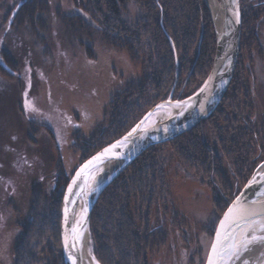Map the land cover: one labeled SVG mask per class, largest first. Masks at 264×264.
I'll return each instance as SVG.
<instances>
[{"label":"trees","instance_id":"1","mask_svg":"<svg viewBox=\"0 0 264 264\" xmlns=\"http://www.w3.org/2000/svg\"><path fill=\"white\" fill-rule=\"evenodd\" d=\"M70 1L79 12L70 15L58 9V22L67 39L82 46L88 57L94 58L93 47L99 42L114 50H127L138 62L145 58L141 84H132L111 100L106 112L110 126L97 130L89 140L79 131L74 133L72 148L80 151L83 163L121 138L153 105L170 95L173 100H184L195 93L213 67L217 43L205 0H133L142 14L134 24L123 18L131 0ZM48 3V0H19L11 8L12 24L36 26L38 20L43 21L41 16L49 15ZM240 5L238 66L217 110L187 133L144 150L96 200L89 231L93 255L100 264H148L149 251L166 243L167 233L161 228L170 211L161 218L153 209L160 200L166 209L172 203L164 170L167 157L159 148L171 144L187 175H195L219 191L213 204L214 219L205 227L211 237L223 212L264 159L262 127L258 128L253 118L250 69L244 64V54L253 60V51L261 50L258 29L264 22V0L257 3L241 0ZM0 54L8 68L11 63L17 64L11 53L0 51ZM32 124L29 123V132L39 133ZM41 127L52 134L48 127ZM55 170L57 196L34 191V195L39 194L41 206L34 204V200L29 221L19 224L21 234L14 247V264H64L61 202L75 172L68 175L61 158Z\"/></svg>","mask_w":264,"mask_h":264},{"label":"rangeland","instance_id":"2","mask_svg":"<svg viewBox=\"0 0 264 264\" xmlns=\"http://www.w3.org/2000/svg\"><path fill=\"white\" fill-rule=\"evenodd\" d=\"M257 1L263 0H255V3ZM18 2L0 0V51L11 53L17 62L8 68L4 58L0 57V264H14V247L21 234L19 224L29 221L34 200V204L41 206L39 194L34 195V191L57 196L55 169L60 158L68 175L76 172L81 164L80 151L72 148L74 133L79 131L89 140L97 130L107 129L110 124L106 112L111 100L132 84L140 85L145 72V58L138 62L127 50H114L97 42L93 47L95 56L90 58L76 41L67 39L56 12L58 9L70 15L79 12L70 0H48L49 15L41 16L43 21L38 20L36 26L12 24L9 15ZM205 2L211 11L216 33L214 13L208 0ZM219 4L222 6L221 0ZM123 14L130 24L142 16L133 0L128 2ZM258 31L261 50L253 51V60L244 54V64L248 71L250 69L255 107L253 118L258 128L262 127L264 139V22ZM174 100L171 95L164 99ZM164 101L153 105L155 112L166 104ZM29 123H34L32 125L39 133L29 132ZM39 124L48 127L53 137ZM159 149L167 157L164 170L170 187L168 198L172 203L166 209L160 200L161 203L153 208L161 218L168 210L170 212L165 215L161 228L167 233L166 243L149 251L148 264H205L213 241L205 227L214 219L213 204L219 191L202 183L197 176L187 175L171 144ZM263 162L264 159L256 168ZM88 234L90 245V231ZM90 251L94 256L91 245Z\"/></svg>","mask_w":264,"mask_h":264},{"label":"water","instance_id":"3","mask_svg":"<svg viewBox=\"0 0 264 264\" xmlns=\"http://www.w3.org/2000/svg\"><path fill=\"white\" fill-rule=\"evenodd\" d=\"M216 1L219 3V0ZM221 4L225 14V27L222 32H219L216 27V55L213 68L208 78L196 93L186 97L185 100L164 101L166 104H176L184 108L183 111L181 113L172 114L162 121L152 122L150 118L156 108L153 107V109L150 110L132 130L127 132L126 135L103 147L100 151L91 155L89 159L81 163L70 178L62 200L63 205L61 212V235L65 264H81L80 245H78L75 239L77 235L73 230L75 218L74 206L81 195H84L83 202L86 206V214L81 229L84 228L86 234H88L91 211L102 189L110 184L113 178L122 172L127 165L132 163L138 155L144 152V150L155 144L173 140L177 136L185 134L187 131L195 128L201 121L207 119L216 110L223 96L228 91L240 55L242 13L240 10V0H221ZM164 103L157 107H161ZM106 149L109 150L107 153L105 152ZM95 157H100V159H94ZM110 161H117L119 168L112 172V174L102 182L97 188V195L90 201L91 199L89 200L86 198L87 194H85V190L91 182V172L96 169V167H101V165ZM86 165L87 167H85ZM263 165L264 162L254 170V174L229 204V207L224 211L221 220L215 228L216 231L213 235V241L208 250L209 252L205 264H209V257L211 255L212 246L216 243L218 231H221V243L224 245L232 242L230 239L232 235L239 234L238 228H236L234 232L232 229H228V234H224V230L221 229V222L225 220V215L234 205L239 203L241 208H246L258 213V215H255L252 219L264 223V172L259 170ZM73 181H75V183H73ZM70 187L72 189L71 192H69ZM253 227H255V225H253ZM253 236L257 238L255 241H264V239H260L264 237V232H261L259 229L253 232L249 229L246 234V239L249 240L250 243L247 246L251 243L254 244L252 239ZM245 250V248H239L238 254L234 256L229 263L233 264L237 259L236 257ZM257 259H254L256 261L253 264H264V249Z\"/></svg>","mask_w":264,"mask_h":264},{"label":"bare ground","instance_id":"4","mask_svg":"<svg viewBox=\"0 0 264 264\" xmlns=\"http://www.w3.org/2000/svg\"><path fill=\"white\" fill-rule=\"evenodd\" d=\"M211 5V9L214 13L215 22L217 26V30L222 32L225 27V14L222 6L216 0H208ZM184 108L178 105H170L165 104L162 108L156 110L150 118L152 122H159L164 120L166 117L175 114L181 113ZM117 161H110L106 162L101 167H96V169L92 170L90 175L91 182L89 183L88 187L86 188V198L91 199L97 195L98 190L97 188L102 184L106 177H109L112 172H114L118 167ZM260 171L264 172V165L259 169ZM84 195L77 200L76 205L74 206L75 210V218L73 222L74 231L76 236V241L78 245H80V256H81V264H99L95 258L92 256L90 251L89 245V236L86 234V231L82 227V222L86 214V206L83 202ZM254 241V244L251 243L247 246L246 250L238 255L236 261L233 264H253L259 257V254L263 252L264 249V241L258 242ZM258 260V259H257ZM231 264V263H229Z\"/></svg>","mask_w":264,"mask_h":264},{"label":"snow or ice","instance_id":"5","mask_svg":"<svg viewBox=\"0 0 264 264\" xmlns=\"http://www.w3.org/2000/svg\"><path fill=\"white\" fill-rule=\"evenodd\" d=\"M108 151V149L105 150L106 153ZM94 159H100V157H95ZM85 167H87V165ZM73 183H75V181H73ZM71 190L70 187L69 192H71ZM255 215H258V213L246 208H241L239 203L229 209L228 213L225 215V220L221 222V229L224 230V234H228V229H232L234 232L235 229L238 228L239 234L232 235L230 237L232 242L224 245L221 243V231H218L216 243L212 246L209 264H229V261L238 254V249H246L247 245L250 243V241L246 239V234L249 229L253 232L257 229L264 232V223L252 219ZM253 225H255V227H253ZM252 239L255 240L257 238L253 236ZM260 239H264V237Z\"/></svg>","mask_w":264,"mask_h":264}]
</instances>
